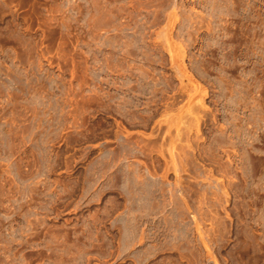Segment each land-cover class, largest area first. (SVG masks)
Masks as SVG:
<instances>
[{
	"label": "rangeland",
	"instance_id": "1",
	"mask_svg": "<svg viewBox=\"0 0 264 264\" xmlns=\"http://www.w3.org/2000/svg\"><path fill=\"white\" fill-rule=\"evenodd\" d=\"M0 264H264V0H0Z\"/></svg>",
	"mask_w": 264,
	"mask_h": 264
}]
</instances>
